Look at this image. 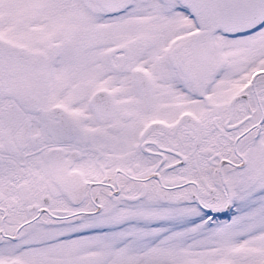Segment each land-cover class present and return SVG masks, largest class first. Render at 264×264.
<instances>
[{
	"label": "snow or ice",
	"instance_id": "obj_1",
	"mask_svg": "<svg viewBox=\"0 0 264 264\" xmlns=\"http://www.w3.org/2000/svg\"><path fill=\"white\" fill-rule=\"evenodd\" d=\"M0 264H264V0H0Z\"/></svg>",
	"mask_w": 264,
	"mask_h": 264
}]
</instances>
